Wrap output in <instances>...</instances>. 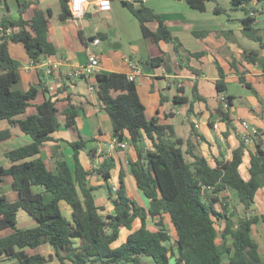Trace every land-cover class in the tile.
<instances>
[{
	"label": "trees",
	"instance_id": "16d2710c",
	"mask_svg": "<svg viewBox=\"0 0 264 264\" xmlns=\"http://www.w3.org/2000/svg\"><path fill=\"white\" fill-rule=\"evenodd\" d=\"M185 1L191 8L204 11L207 1L216 0ZM59 3V19L72 18L68 0H59ZM121 3L138 20L146 47L161 41L170 43L179 67L199 74V70L188 65L187 59L199 58L203 52L186 51L160 14L143 0H121ZM229 3L231 9H241L244 13L239 20L242 32L264 48V37L256 26L257 17H264V0H229ZM29 7L33 8V16L25 19L23 14ZM214 10L223 11L219 7ZM18 13L16 19L8 14L0 19V37H3L0 40V120L17 124L32 141L6 151L5 157L11 164L0 165V182L9 176L17 192L14 201L0 195V231L13 230L0 237V260H11L13 264H50L54 258L58 264H262L259 244L252 236L254 226L262 217L249 214L257 190L264 186V150L259 135H252L253 150H250L239 134V143L232 149L230 158L225 159L220 153L219 157H212V164L200 149L204 137L194 131L190 121L189 136L178 137L173 126L146 118L135 83L126 74L100 72L92 77L90 85L100 100V109L109 117L113 139L121 142L127 135L128 144L135 148L136 159L128 160V171L148 199V206L142 207L127 196L122 169L116 190H112L109 184L114 167L112 157H105L93 167L104 184H90L91 171L83 166L80 152L95 138L84 139L78 135V139L68 142L73 149V167L65 160H58L55 170L50 169L37 156L40 147L52 140L51 134L62 126L76 130L81 107L66 95L63 99L66 105L59 111L57 99L46 95L35 104L34 113L15 119L25 113L41 90L45 93L48 90L38 86L28 90L17 88L20 62L10 56L7 42H20L34 62L57 53L48 39L51 10L44 11L38 0H29L18 2ZM149 23H156V28L150 29ZM208 32L192 31L198 37ZM97 37L105 39L106 34L98 32ZM242 52L246 60L264 64V57L258 52L246 49ZM162 61L161 56L148 59L154 66ZM217 68L220 79L215 86L224 100L216 112L233 129L229 107L234 96L228 93L220 67ZM240 82L251 88L243 77ZM192 94L193 99L204 100L197 94L196 84ZM174 100L178 102L179 98L175 96ZM227 135L228 132L223 133L224 137ZM10 136L8 129L0 131V141ZM145 139L151 142L152 148L145 146ZM92 152L88 151L90 158ZM245 152L249 153L247 179L239 170ZM105 187L113 206V212L107 214L104 206L95 201V191ZM231 194L240 209L233 204ZM61 202L69 206L70 218L63 214ZM19 210L29 214L36 225L17 227ZM165 215L169 216L173 234L167 228ZM136 218L140 226L132 229ZM122 228L131 231L119 242ZM44 244L53 248V255L35 252Z\"/></svg>",
	"mask_w": 264,
	"mask_h": 264
},
{
	"label": "crops",
	"instance_id": "0c3cea01",
	"mask_svg": "<svg viewBox=\"0 0 264 264\" xmlns=\"http://www.w3.org/2000/svg\"><path fill=\"white\" fill-rule=\"evenodd\" d=\"M22 1L29 0H11V2L3 0L0 5V19L4 14L10 15L14 19L18 18V2ZM171 1L178 2L181 9L171 7V3H169ZM217 1L213 2L217 3ZM143 3L160 14L171 33L180 40L186 51L189 53L203 52L199 58L189 57L187 59L188 65L199 70L198 75L186 68L179 67L173 46L170 43L161 41L156 46L146 47L138 20L123 6L121 0H112L107 9L96 8L89 20L72 17L66 21L59 19V0H38L42 10H51V16L48 19V39L56 47L57 53L34 62L26 54L20 42L8 41L7 48L10 56L20 62V81L17 88L28 90L31 86H38L40 89L48 90L47 93L41 90L25 113L16 116L15 119H21L34 113L35 104L46 95L57 99L56 106L59 111L66 105V101L63 100L66 95H69L72 103L81 107L76 119V130H69L62 126L51 134L52 140L45 142L40 147L37 156L44 160L52 170H55L58 160H65L70 167H73V149L68 142L78 139V135L84 139L95 138V140L88 141L80 152L83 166L91 171L90 184H104L103 178L97 175L93 167L102 162L105 157H112L114 167L111 170L112 176L109 184L112 187H117L119 171L122 169L127 196L146 208L148 199L137 188L134 177L128 171V160L136 159L135 148L128 142L124 149H120L112 143L111 123L108 115L100 109V100L95 90L91 89L92 77L67 78L64 70L86 63L88 45L93 51L100 54L99 72L126 74L129 70L128 60L138 61L143 67L141 66L142 73L135 82V86L144 106L146 118H155L159 124L173 126L176 135L180 138L189 136L190 125L187 123L189 124L190 121L194 131L204 137L205 141L201 142L200 149L213 164L212 157H219L220 153L224 155L225 159L230 158L232 149L239 143L238 136L242 131L240 125L242 120L247 121L249 128L257 130L262 143L261 147L264 150V64L260 61L246 60L242 52L243 49L252 50L264 57V48L242 32L239 20L243 16L229 18L228 22L220 24L219 27L208 26L193 13L196 9L191 8L185 0H143ZM206 8L205 4V10ZM214 13L220 14L221 12L218 13L214 10ZM32 16L33 8L29 7L25 10L23 17L30 19ZM261 22L264 24V17L258 16L256 26L264 37V25L259 26ZM107 26L117 29L118 36L115 38V42L108 41ZM148 26L153 30L156 28V23H149ZM193 30L209 32L204 37H198L192 33ZM98 32L105 33L106 38L97 37ZM90 36L97 38L98 44L91 45L92 40H88ZM103 40L105 41L102 43ZM117 45H119L117 48L114 47ZM138 55H141V58ZM158 56L163 58L159 65L154 66L148 62L149 58ZM61 59L67 62L62 65L60 71L51 74L45 72L47 63ZM217 66L220 67L228 93L234 96L233 104L229 107L233 129H229L216 112L217 107L221 104L219 99L221 93L215 86L216 81L220 79ZM240 77H243L251 88L244 87L240 82ZM195 84L197 94L204 100L193 99L192 87ZM175 96L179 98L178 102L174 100ZM59 119L62 121L61 115H59ZM213 124H217V128H213ZM5 129L10 131L11 136L0 141V165L9 167L11 162L5 157V152L29 144L32 140L29 135L20 131L17 124L10 123L5 119L0 120V131ZM224 132H228L226 137L223 136ZM145 146L152 148L151 142L146 139ZM247 147L253 150V142ZM89 150L93 151L92 158L88 154ZM248 160L249 153L245 152L243 162L239 167L244 179L249 176L246 169ZM2 194L10 201L17 199V192L12 188L9 176H5L0 182V195ZM99 196L97 204L104 206V213H112L113 206L107 198V193L106 196L102 193ZM254 200V205L251 208L252 214L262 217V220H259L254 226L252 236L259 244L261 260L264 264V186L257 190ZM60 205L65 209L64 212L62 210L63 214L70 218L69 206L64 202H61ZM165 221L166 223L170 222L168 215H165ZM35 225L36 221L29 214L22 210L18 211L17 227L29 228ZM139 226L140 220L136 218L133 221L132 229ZM12 231L10 228L1 230L0 237ZM130 231L125 228L121 229L120 242L125 240ZM35 252L45 256L54 253L53 248L48 244L37 247ZM0 264H13V261L1 259ZM50 264H58V261L54 258Z\"/></svg>",
	"mask_w": 264,
	"mask_h": 264
},
{
	"label": "built area",
	"instance_id": "2783aa9c",
	"mask_svg": "<svg viewBox=\"0 0 264 264\" xmlns=\"http://www.w3.org/2000/svg\"><path fill=\"white\" fill-rule=\"evenodd\" d=\"M96 8L107 9L110 7V0H94L93 1ZM90 2L89 0H68V8L71 13V16L76 19H82L85 11L87 10ZM10 30H8L9 32ZM99 40L97 38L91 41V45L98 44ZM67 61L64 59L49 62L46 65L45 72L47 74H51L53 72L60 71L62 65H65ZM101 63L100 54L96 53L90 48V45L87 46V61L84 65L78 67H69L64 70V74L68 77H87L91 78L95 76L99 72ZM129 70L126 73V77L129 81L136 82L139 76L142 73L141 64L135 60H128ZM91 89L93 87L91 86ZM220 101L224 100V96L221 94L219 97ZM242 127V131L240 132V138L247 146L248 144L253 142L252 135L257 134V130L255 128H249L246 120H242L240 122ZM213 128H217V124H213ZM112 143L119 147L120 149H124L127 147V143L125 141H117L116 139L112 140ZM112 190L115 191L116 187H112ZM253 212L250 210L249 214Z\"/></svg>",
	"mask_w": 264,
	"mask_h": 264
},
{
	"label": "rangeland",
	"instance_id": "374dc122",
	"mask_svg": "<svg viewBox=\"0 0 264 264\" xmlns=\"http://www.w3.org/2000/svg\"><path fill=\"white\" fill-rule=\"evenodd\" d=\"M166 1H168V0H166ZM10 2H11V0H10ZM160 3H162V2H160ZM169 3H171L170 4L171 7H174L176 9H179V8L181 9V5H179L178 2L171 1ZM217 5L223 9V11L220 14L214 13V8ZM206 7L207 8L204 12H198V11L194 10L195 12H193V13H195V15H197L199 17V19L201 21H204V23L208 26L216 25L217 27H219L220 24L228 22L229 18H235L237 16H239L241 18L242 16H244V13L241 9H231L229 0H218L217 3L213 2V1H207ZM100 20H104V19H100ZM263 25H264L263 22H261L259 26L262 27ZM106 28H108L107 31L109 32L108 41L115 42V40H116L115 38L118 36L117 35V33H118L117 29H115L113 26H110V27L107 26ZM104 41L105 40H103L102 43ZM138 56H139V58H141V55H138ZM141 66L143 67V65H141ZM187 125H189V124L187 123ZM125 137L127 138V135ZM126 138L123 141H125L127 143L128 139H126ZM101 193L106 196V193H107L106 187L95 191L96 203H99V197H100L99 195ZM231 198H232L233 204L237 205L236 197L233 194H231ZM237 208L240 209V207L238 205H237ZM62 210L64 212L65 209L62 208ZM166 225H167L169 232L173 233L174 229H173L172 224L170 222H167ZM119 242H120V240H119ZM147 261H149V260H147Z\"/></svg>",
	"mask_w": 264,
	"mask_h": 264
},
{
	"label": "water",
	"instance_id": "95a60500",
	"mask_svg": "<svg viewBox=\"0 0 264 264\" xmlns=\"http://www.w3.org/2000/svg\"><path fill=\"white\" fill-rule=\"evenodd\" d=\"M93 1H94V0H89L90 4H89L87 10L85 11V13H84V15H83V18H82L83 20H89V19L91 18V14H92V12L95 11L96 6L94 5ZM2 38H3V37H0V39H2ZM94 38H95L94 36H90V37H88V40L91 41V40H93ZM118 46H119V45L114 46V47L117 48ZM171 241L174 242V239H171ZM168 254H169V253H168Z\"/></svg>",
	"mask_w": 264,
	"mask_h": 264
}]
</instances>
